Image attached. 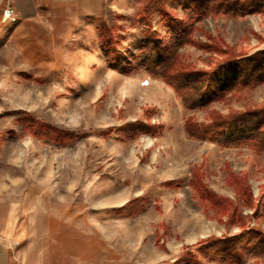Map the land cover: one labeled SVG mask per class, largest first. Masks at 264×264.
I'll use <instances>...</instances> for the list:
<instances>
[{"label":"rangeland","instance_id":"374dc122","mask_svg":"<svg viewBox=\"0 0 264 264\" xmlns=\"http://www.w3.org/2000/svg\"><path fill=\"white\" fill-rule=\"evenodd\" d=\"M147 2L103 0L83 15L73 2L39 0L15 23L0 6V241L15 226V264H264V146L185 129L263 108L264 81L191 110L161 77L263 50L264 0L236 15H216L217 0H202L203 15L194 0H167L184 23L178 40L159 14L144 19ZM101 26L133 73L110 66ZM158 42L168 54L152 76L141 46ZM28 120L73 137H36ZM237 237L247 243L239 261L204 243Z\"/></svg>","mask_w":264,"mask_h":264},{"label":"trees","instance_id":"16d2710c","mask_svg":"<svg viewBox=\"0 0 264 264\" xmlns=\"http://www.w3.org/2000/svg\"><path fill=\"white\" fill-rule=\"evenodd\" d=\"M167 0H148L143 8V16L148 22L151 21L153 14L160 16L161 24L165 28L167 35L178 40L182 37L184 23L174 18L166 7ZM258 0H217L212 6L216 15L245 13L247 9H252ZM183 2V0H181ZM197 15H203L210 7L202 0H194ZM194 8V7H193ZM100 39L104 51L110 55L109 64L116 71L122 74H131L136 69L132 65L123 64L116 58L114 35L111 28L106 26L99 27ZM146 37L153 36L148 31ZM145 57L141 66L152 76H156L158 70L166 61L168 48L162 42L153 44L149 48L141 46ZM162 79L169 84L181 98L182 104L186 109H199L207 106L214 99H221L235 88L249 87L255 83L264 81V49L252 54L229 53L216 67L210 71L200 72H179L175 75L168 71L161 73ZM31 133L36 137H52L54 134L58 140L62 136L72 138L73 134L66 131H58L52 126L36 120H28ZM134 130L141 132L149 131L150 127L141 122L132 125ZM189 137L201 140H210L220 145H230L236 142L254 141L258 145L264 146V107L254 111L231 114L227 117L216 118L212 124H195L188 120L185 125ZM65 136V137H66ZM242 237V236H241ZM240 237V238H241ZM209 253L226 254L236 260L241 259L246 244L243 239L223 238L217 240H207ZM202 243V244H204ZM199 244V245H202ZM220 252V253H219ZM190 264V263H189ZM194 264V263H193Z\"/></svg>","mask_w":264,"mask_h":264},{"label":"crops","instance_id":"0c3cea01","mask_svg":"<svg viewBox=\"0 0 264 264\" xmlns=\"http://www.w3.org/2000/svg\"><path fill=\"white\" fill-rule=\"evenodd\" d=\"M17 11L18 20L23 18L27 11H33L34 4H36L39 0H9ZM69 2H73L77 4V9L83 15H93L101 12L103 8V0H65ZM6 0H0V6L3 4V8L6 7ZM28 6V8H27ZM2 8V9H3ZM17 20V22H18ZM15 230V226L8 227L6 233V240L0 241V264H15L11 259L10 249L14 243V239H12L13 233Z\"/></svg>","mask_w":264,"mask_h":264},{"label":"built area","instance_id":"2783aa9c","mask_svg":"<svg viewBox=\"0 0 264 264\" xmlns=\"http://www.w3.org/2000/svg\"><path fill=\"white\" fill-rule=\"evenodd\" d=\"M6 1V7L3 9L2 12V19L5 22L15 23L18 20L17 11L9 0Z\"/></svg>","mask_w":264,"mask_h":264}]
</instances>
